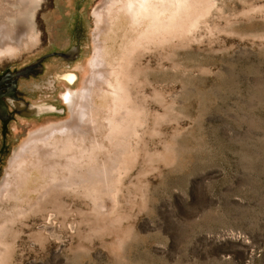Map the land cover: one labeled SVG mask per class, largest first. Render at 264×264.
<instances>
[{"label":"rangeland","instance_id":"1","mask_svg":"<svg viewBox=\"0 0 264 264\" xmlns=\"http://www.w3.org/2000/svg\"><path fill=\"white\" fill-rule=\"evenodd\" d=\"M24 1L0 0V36L15 49L0 53V74L80 49L69 63L43 58L37 76L19 81L30 104L62 112L0 119V186L10 179L0 192V264H264V0H206L184 27L139 45L148 20L135 22L137 32L121 10L108 35L95 34L103 0ZM160 4L162 18L176 17L174 3ZM94 35L108 47L105 61L116 63L108 71L117 68L95 95L99 105L114 109L127 61L135 120L125 160L106 185H49L68 168L42 174L30 154L13 175L31 133L74 114L65 95L86 86ZM99 120L103 131L93 135L107 146ZM108 147L98 148L100 162Z\"/></svg>","mask_w":264,"mask_h":264},{"label":"bare ground","instance_id":"2","mask_svg":"<svg viewBox=\"0 0 264 264\" xmlns=\"http://www.w3.org/2000/svg\"><path fill=\"white\" fill-rule=\"evenodd\" d=\"M161 1L162 0H103L101 6L94 11L96 26V31L94 32L96 34L97 31L100 30L99 32L101 34L108 35L113 29L115 19L120 17L121 10L125 13H129L132 19L131 23H135L139 19L144 18L148 20L149 24L147 25L149 27L147 26V29L143 28L145 31L142 30V33H138L140 35L137 42L133 41L134 45L137 43L139 45L142 44L140 43L142 40L147 39L148 41L151 40L152 37H159V34H162V32L170 33L172 31V24L173 26L183 25L184 27L186 21L190 22L191 19L194 20V16L199 11V5L203 4L206 0H167L176 5L177 13H175L176 17L174 19H172V13H169L166 18H162L161 14L164 13L165 10L160 4ZM24 2L38 3V0H25ZM114 6L120 8L116 14L113 12ZM128 19L130 21V18ZM140 23L142 24V22ZM140 23L138 25H140ZM134 25L138 26L136 23ZM134 25L132 24L131 26ZM135 26V29L140 27ZM94 36V55L90 61V75L88 76L85 88H82L83 91L81 90L78 101L79 106L77 105L78 107H76L77 110L75 109L73 111L74 114L71 116V119L69 118V120L65 122L48 126L44 131H34L31 133L28 141L24 142L11 162L13 175L20 176L21 173L24 172V160L28 158L30 154L36 156V159L42 166V174L62 171L63 167L68 168V173L66 172L62 176L52 175L50 181L52 179L53 182L51 181L50 183L53 184L49 183V185L62 188L77 181H87L90 186L97 182H102V184L106 185L115 175L116 170L120 168L121 163L125 160L130 146L128 138L134 129L133 122L135 120L132 116V110L134 109L128 106V90L125 85V79L123 78L125 66L127 67V61L122 60V63L119 64L122 76L117 81L115 90L112 93L114 98V109L112 106L114 115L112 114L111 116L110 112L112 109L109 107L110 105H108V103L107 106L105 105L106 103H104V105L100 103L99 105L96 102L95 95L101 92V83L110 84V76L117 73V71H114L117 68L113 69L112 67L113 70H109L111 71L109 72L107 66L116 63L105 61L104 58L109 54L108 47L103 40L100 41L98 35ZM16 45L18 46V44ZM13 46L14 45L9 46L5 41V37L1 38L0 36V53L14 51L15 49ZM128 54L129 52L125 50L122 55L127 57ZM113 79H111L112 84H114ZM110 91L112 92V90ZM100 116H104L106 119L105 128H107V133L105 138L113 148L111 154L105 157L103 161L101 160V162L98 157V148H107L109 144L106 146L103 141L95 138L97 137L96 135L95 137L93 135L94 133L103 131L100 130L104 126L99 120ZM57 134H61L62 136L58 138ZM65 153L68 155H64ZM63 155L66 156L64 161L62 160ZM85 158L87 160H85ZM65 168L63 169L64 172ZM58 174L60 173L58 172ZM9 182L10 179L6 177L3 184L0 186L1 193L7 190ZM48 189L46 188L45 191ZM103 191V193L106 194L111 190L105 188ZM4 231L5 227L0 225V243L2 242ZM6 252L7 248L5 249V245L2 243L0 247V256L4 255Z\"/></svg>","mask_w":264,"mask_h":264},{"label":"flooded vegetation","instance_id":"3","mask_svg":"<svg viewBox=\"0 0 264 264\" xmlns=\"http://www.w3.org/2000/svg\"><path fill=\"white\" fill-rule=\"evenodd\" d=\"M79 49H80V46L77 44L72 49L67 50L65 52H60V53L68 54V52L72 50H76L75 57H77L79 55ZM55 55L60 57L66 63H69L70 61L74 59L69 55L67 57L61 56L58 54H55ZM15 71L16 70H14L13 72ZM13 72L6 70L2 74H0V119L1 120H7L11 117H14L15 115H18L21 117H28L29 115L32 116L33 114H37L32 111L30 107L31 104L29 103L28 100L25 99L26 92L20 90L19 81L22 79H29L31 77H35L38 74L36 75L29 74L28 76L15 77L12 74ZM66 78L69 81H71L74 78V75L70 73L68 74V76H66ZM84 80L85 78L83 79V82ZM81 90L82 88H80L77 93L65 95V101L68 103V107H69L71 114L78 105ZM62 122H65V121H62ZM51 125H55V123ZM51 125H48V126H51Z\"/></svg>","mask_w":264,"mask_h":264},{"label":"water","instance_id":"4","mask_svg":"<svg viewBox=\"0 0 264 264\" xmlns=\"http://www.w3.org/2000/svg\"><path fill=\"white\" fill-rule=\"evenodd\" d=\"M53 54H58V55L65 56V57H67L69 55L72 58H75L76 50H72V51L68 52V54L67 53L64 54V53H60V52L49 53V54L44 55L43 57L37 59L35 62H33L31 64L23 66L20 69H17L12 74L15 77L28 76L29 74L36 75L37 73L41 72L43 58L46 56H49V55H53ZM30 107H31L32 111L37 113V114L40 112H48V111H55L58 113L62 112V108H55L52 105H34V104H31Z\"/></svg>","mask_w":264,"mask_h":264}]
</instances>
